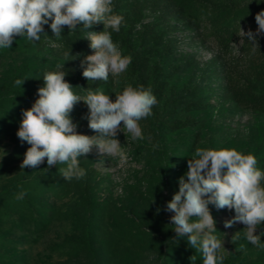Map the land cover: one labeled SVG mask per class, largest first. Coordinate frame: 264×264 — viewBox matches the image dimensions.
I'll return each mask as SVG.
<instances>
[{"label":"trees","instance_id":"trees-1","mask_svg":"<svg viewBox=\"0 0 264 264\" xmlns=\"http://www.w3.org/2000/svg\"><path fill=\"white\" fill-rule=\"evenodd\" d=\"M113 6L114 14L123 16L124 20L119 32L108 31L122 55L132 57L126 71L129 74L128 85L151 88L158 101L152 109L153 114L148 117L154 140L141 143L140 146L145 155L155 161L147 178V203L161 205L165 200H171L166 195L167 191H178V180L188 171V160L201 146V129L205 124L194 113L207 110L211 105L205 96H201L202 89L198 84L176 81L183 67H193L194 63L183 65L173 61L174 43L164 39L163 33L156 30L158 23L143 22L146 11L159 15L162 21L173 19L183 22L202 36L210 37L213 48L219 51L218 58H214L211 63L215 67L222 61L221 69L215 68V72L217 76H224L229 97L243 109L264 116V33L257 37L259 48L253 51L252 42L240 29L253 32L258 26L255 16L264 10V0H113ZM49 25L44 26L38 41H31L26 35L15 37L10 48H0V57L19 49L56 47L64 62V71L67 73L65 80L73 86L74 94L83 100L90 90L102 91L111 98L115 88L110 77L106 82L88 81L82 75L83 69H80L85 57L94 54L87 39V31L99 33L104 30V25L95 24L87 30L77 25V29L72 32L64 26L60 37L52 33ZM241 39L239 53L233 52V44ZM41 65L44 66L43 73L57 68V65L48 62L41 64L26 60L12 80L0 88V128L3 126L2 121L15 118L12 108H31L38 99L37 90L19 87L15 81L33 78ZM87 114V105L79 101L70 116L76 121L85 119ZM173 134H176L175 141L170 143L168 138ZM232 144L233 140L214 143L210 150L230 149ZM247 154L256 158L257 169L264 172V129L259 130L257 141ZM62 167L65 165L58 164L52 170L32 176L19 174L0 188V233L5 231L27 235L33 242L45 233L55 213L45 193L63 186L64 177L58 170ZM93 172L97 171L93 169ZM21 191H25L26 195L22 200H17L16 196ZM171 216L167 215L164 218L166 223H160L159 227L164 235L159 251L161 264H192L189 258L193 255L197 257L195 264H202L201 254L188 245L187 237H178L172 230V222L168 223ZM215 228V235L220 239L216 224ZM3 241L4 238L0 236V242ZM62 243L73 251L85 253L90 264H104L105 250L96 245L90 223L83 224L81 234L67 236ZM16 258L14 254L0 251V264H13ZM223 262L236 264L230 257ZM245 264H264V252Z\"/></svg>","mask_w":264,"mask_h":264},{"label":"rangeland","instance_id":"rangeland-1","mask_svg":"<svg viewBox=\"0 0 264 264\" xmlns=\"http://www.w3.org/2000/svg\"><path fill=\"white\" fill-rule=\"evenodd\" d=\"M146 13L143 22L158 23L156 30L163 33L164 39H170L174 43L173 61L183 65L190 62L195 64L193 67L185 65L176 81L198 84L202 89L201 96H205L211 105L207 110L194 113V116L202 118L205 124L201 129L203 140L199 149L210 150V146L214 143L233 140L230 150L235 149L247 155L257 141L259 130L264 129V116L243 109L229 97L224 76H217L215 72L216 69H221L222 61L215 67L211 63L214 58H218L219 51L213 48L210 37L202 36L199 31L183 22L173 19L162 21L154 12L146 11ZM257 28L258 26L253 32H256ZM241 45L242 39L235 42L232 46L233 52L239 53ZM26 60L41 64L45 62L55 65L64 64L62 55L56 47L25 48L9 52L0 57V88L12 80ZM86 66L83 63L80 69ZM43 67V65L39 67L33 78L24 79L19 87L31 90L42 87L43 76L46 73H43ZM60 70L64 71V68ZM126 71L115 77L109 75L115 88L111 94L113 101L116 94L122 93L123 90L120 89L129 84V74ZM29 108V106L14 107L11 111L15 118L2 121L0 188L19 174L32 176L55 167L54 165L48 168L46 159L37 169L20 167L30 145L22 142L16 133L23 118V111ZM73 122L77 125L78 133L96 135L88 127L87 116L85 119ZM138 123L142 128L144 139L133 141L130 134H124L123 131L118 132L116 137L127 153L126 163L120 164L106 155L101 156L93 147L89 154L78 157L80 166L86 170L84 178L80 180L74 178L70 181L64 178L63 186L45 193L55 213L45 233L37 241L33 242L27 235L19 233L5 231L0 233L4 238L3 243L0 242V251L16 255L13 264L61 262L90 264L85 253L73 251L62 243L67 236L81 234L84 223L93 226L96 245L105 250L104 264H161L159 251L164 235L159 228L160 223H166L164 218L174 213L165 211L167 200L161 205L147 203L145 194L148 187L147 178L155 161L145 155L140 144L151 142L154 138L148 118ZM175 136L176 134H173L168 141L173 143ZM93 169L97 172H93ZM174 194L172 191L166 192L170 199ZM209 210L214 214L212 216L218 227L220 239L224 240L225 250H221L224 259L230 257L236 264H245L264 252V247L254 246L246 240L242 223L238 222L231 228L224 227V222L235 215L234 210L227 208L217 210L211 204ZM168 223H171L170 218ZM239 231V237L233 240V236ZM262 232H264V223L257 228L255 234L259 235ZM261 244L264 245V234L261 235ZM241 245L243 248L240 247Z\"/></svg>","mask_w":264,"mask_h":264},{"label":"clouds","instance_id":"clouds-1","mask_svg":"<svg viewBox=\"0 0 264 264\" xmlns=\"http://www.w3.org/2000/svg\"><path fill=\"white\" fill-rule=\"evenodd\" d=\"M113 8V0H0V48H10L17 36L26 35L29 40L38 41L49 21L56 37H60L64 26L72 32L77 25L87 30L102 23L103 31H87L94 54L87 55L82 62L87 65L82 75L88 81L106 82L110 74L114 77L122 74L132 62L131 56L122 55L108 31L119 32L124 20L123 16L114 14ZM255 21L258 25L255 34L240 27L252 42L253 51L259 48L257 37L264 33V10L256 14ZM61 68L64 65L44 74V85L37 90L38 99L23 111L16 134L30 147L24 154L21 169H37L46 159L48 168L65 165L58 170L66 181L80 180L86 176V170L80 166L78 157L89 154L93 147L101 156L126 163L127 153L116 137L123 131L133 141L144 139L138 122L150 117L158 102L151 88L128 85L115 95L114 101L102 91L90 90L82 100L74 94L73 86L65 80L67 73ZM23 82L15 81L19 86ZM79 101L87 105L88 127L96 135L76 131L70 113ZM256 164L252 154L245 155L235 149H197L188 160V171L179 178V189L165 211L174 213L170 218L172 230L178 237H187L188 245L201 254L202 264H223L224 260L221 254L225 250L224 240L215 235L216 222L210 204L217 210H234L235 215L224 222V227L242 223L246 240L264 247L261 244L264 232L255 234L264 223V172ZM25 195L21 191L16 199L22 200ZM239 234L240 231L235 233L233 240ZM189 259L195 264L197 257L193 255Z\"/></svg>","mask_w":264,"mask_h":264}]
</instances>
